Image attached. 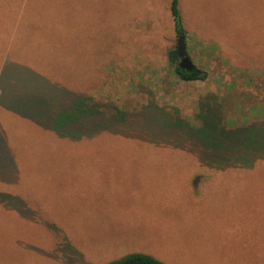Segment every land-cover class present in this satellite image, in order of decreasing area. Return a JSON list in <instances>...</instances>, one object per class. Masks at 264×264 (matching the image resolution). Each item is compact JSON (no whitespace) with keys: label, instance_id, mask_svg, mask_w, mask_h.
<instances>
[{"label":"rangeland","instance_id":"1","mask_svg":"<svg viewBox=\"0 0 264 264\" xmlns=\"http://www.w3.org/2000/svg\"><path fill=\"white\" fill-rule=\"evenodd\" d=\"M171 1L0 0V264H264V161L209 168L189 130L264 122V0H178L193 82ZM76 95L125 135L56 131Z\"/></svg>","mask_w":264,"mask_h":264},{"label":"trees","instance_id":"2","mask_svg":"<svg viewBox=\"0 0 264 264\" xmlns=\"http://www.w3.org/2000/svg\"><path fill=\"white\" fill-rule=\"evenodd\" d=\"M179 1L172 0L171 13L176 25L177 33L183 34L179 17ZM170 64L174 67L175 75L184 82L204 81L207 73L198 69L187 72L179 68V57L177 50L169 52ZM66 112L61 113L56 121L52 122L56 131L66 135V137H95L100 132H109L119 136L125 134L113 130V125H101V120L106 114L101 110V105L95 102V98L90 96H77ZM117 115L111 121L118 123L124 121L125 113L117 111ZM201 117V116H200ZM116 119V120H115ZM104 120V119H103ZM204 120V119H202ZM203 122V121H202ZM204 123V122H203ZM76 125V126H75ZM75 126V127H74ZM203 126V127H202ZM198 128L189 127L195 142L200 146V154L197 155L202 164L219 171L227 169H249L254 167L258 161H264V122L249 125L247 128L230 130L221 127L219 124L211 131L205 129V125ZM68 128L65 133L62 129ZM195 134V135H194ZM236 135V142H229L226 138L229 135ZM127 136V135H126ZM126 138H130L127 136ZM204 139L201 141V139ZM238 141V142H237ZM110 264H164L148 255L132 254Z\"/></svg>","mask_w":264,"mask_h":264},{"label":"crops","instance_id":"3","mask_svg":"<svg viewBox=\"0 0 264 264\" xmlns=\"http://www.w3.org/2000/svg\"><path fill=\"white\" fill-rule=\"evenodd\" d=\"M171 3H172V1H171ZM172 18H173V16H172ZM61 20H62V18H61ZM12 36L16 37V35H12ZM10 39L12 40V38H10ZM7 42H9V41H7ZM11 42L9 44H11ZM6 47L8 48V46H6ZM12 64L13 63L10 62V60H7L6 65L4 66V68L11 67ZM22 72H26L27 73L26 77H27L28 81L29 80H33V83H34V81L36 83L34 85H33V83L31 84L32 85L31 91L34 90L36 92V91H39L41 88H45V89H47V96L46 97H50L51 96V97H56L58 99V97H57L58 91L54 89V88H58L56 85H51V84L47 83L44 78L37 77L32 71H30L28 69L20 68V73H22ZM17 92H18V90L15 87L11 86L10 93L14 95V94H18ZM66 94L68 95V94H70V92L68 90H66ZM52 107L55 108V99L52 102ZM53 110L50 113H52L54 115L55 113H53L54 112ZM63 112H65V111H63ZM63 112L62 111L58 112V114L60 115ZM218 176L220 177L221 175H218Z\"/></svg>","mask_w":264,"mask_h":264},{"label":"water","instance_id":"4","mask_svg":"<svg viewBox=\"0 0 264 264\" xmlns=\"http://www.w3.org/2000/svg\"><path fill=\"white\" fill-rule=\"evenodd\" d=\"M177 54L179 57L178 66L180 69L192 72L195 69L191 57L187 54V34L183 33L178 36Z\"/></svg>","mask_w":264,"mask_h":264}]
</instances>
